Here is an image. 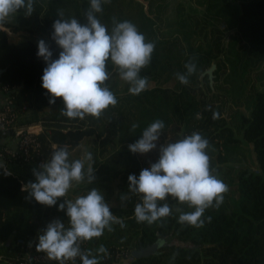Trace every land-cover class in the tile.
<instances>
[{"label": "trees", "instance_id": "trees-1", "mask_svg": "<svg viewBox=\"0 0 264 264\" xmlns=\"http://www.w3.org/2000/svg\"><path fill=\"white\" fill-rule=\"evenodd\" d=\"M61 1L59 5L71 12L67 20L76 18L81 24L87 23L90 0ZM135 5L129 8L131 16L125 12L127 15L117 18L121 15L107 12L113 6L114 13L113 1L102 0L103 11L96 14L98 18L102 14L101 23H133L146 42L155 45L151 62L141 70V76L156 84L149 87L148 82L139 95L126 89L112 106L120 114V139L135 143L157 119L165 124L161 136L169 137L168 142L199 132L209 141L211 170L224 171L232 180L231 190L238 196L218 208L214 203L205 210L203 227H194L178 222L181 212L190 211L174 206L172 199L168 217L152 224L137 222L134 209L142 203L141 195L130 191L122 206L110 208L125 226L114 223L110 234L104 231L99 238L81 242V250H91L99 264H116L125 259L127 264H264V0H185L173 6L170 0H149L147 12L140 3ZM22 12L23 9L17 13ZM56 20L49 8L43 26L53 59H58L62 51L52 40ZM157 22L172 27L170 35H159ZM112 27L111 24L108 30ZM37 53L38 44L33 39L11 41L8 30L0 26V69L4 70L0 89L5 85L16 89L15 108L22 118L29 110L35 115L48 110L52 123L37 136L41 155L35 163L15 161L0 146L6 161V166L0 164V264H59L48 258L38 259L41 252L36 251V244L38 234L56 218L68 226L66 209L60 211L58 204H40L22 191V186L35 182L34 170H40V162H47L54 150L64 146L69 150L96 132V127L63 126L78 118L61 114L62 98L49 104L50 94L42 87L41 79L47 65ZM188 63L196 65V72L185 85L176 74L186 73ZM214 65L211 76L209 70ZM115 68L109 61L108 72ZM258 80L262 87L257 85ZM4 95L0 91V100ZM214 113L218 114L215 119ZM133 124L138 125L135 131ZM52 143L58 146L54 148ZM243 143L251 145L256 169L244 164L231 166L230 161L243 153ZM150 161L158 160L149 158L144 163ZM15 163L24 166L22 176L9 169ZM159 239L162 241L157 253L139 257L133 254L135 248L139 250ZM101 245L107 249L106 254L97 251ZM65 264L82 261L77 257Z\"/></svg>", "mask_w": 264, "mask_h": 264}, {"label": "clouds", "instance_id": "clouds-1", "mask_svg": "<svg viewBox=\"0 0 264 264\" xmlns=\"http://www.w3.org/2000/svg\"><path fill=\"white\" fill-rule=\"evenodd\" d=\"M34 3L35 0H0V23L22 9L25 16H31ZM102 11V0H90L85 24L76 18L66 20L58 13L60 19L54 22L52 34V40L62 49L58 59H53V52L44 40L38 41L37 55L47 65L41 79L42 87L50 94L49 104L54 105L57 98H62L61 114L71 119L89 115L99 118L109 106L117 104L115 94L106 85L110 78L109 61L118 69L120 78L130 85V94L139 95L148 85V78L141 76V70L151 62L154 43L146 42L145 36L129 21L113 20L109 31L97 18L96 14ZM185 68L186 73L176 75L180 83L187 85L188 77L196 72V65L188 63ZM217 116L214 113L213 118ZM137 127L133 124L132 130ZM164 128L162 120L152 122L143 130L141 138L128 146L130 152L147 154L156 150ZM208 147L209 141L199 132L175 142L167 141L159 147L157 162L143 169L138 178L129 175V190L140 194L142 200L134 209L137 222L152 224L171 215L172 210L165 202L171 197L194 209L181 212L179 223L203 227L205 210L214 203L218 208L228 190L211 170ZM92 160L90 152L72 160L67 146L54 150L51 158L40 165V170H34L35 182L22 186V191L42 205L56 206L58 198L66 197L73 182L82 183L87 178L89 184L93 183V164L85 167V161ZM65 209L68 226L59 219L48 224L38 234L36 251L46 253L49 260L59 264L77 257L82 264H99L91 250H81V242L101 237L105 229L112 231L114 223L124 227L123 221L112 214L97 188L75 200L65 199L59 204V210ZM97 251L107 253L103 245Z\"/></svg>", "mask_w": 264, "mask_h": 264}, {"label": "rangeland", "instance_id": "rangeland-1", "mask_svg": "<svg viewBox=\"0 0 264 264\" xmlns=\"http://www.w3.org/2000/svg\"><path fill=\"white\" fill-rule=\"evenodd\" d=\"M112 1L116 9L113 13V6H110V8L112 9L107 12L112 15L114 14L113 16L121 15L117 18L127 15L125 12L129 14L127 16H131L132 13L129 8L136 6V3H140L146 12L149 11V0H135V2H133L132 0ZM170 1L172 2L173 6L176 2L185 0ZM60 3H62L61 0H35L34 11L31 16H25V12H22L21 14L16 12L5 21V24L0 23V26L8 30L11 41L33 39L37 44L40 40H44L48 44V41H46L48 36L43 26V18L46 12H48V9L51 8L56 19H60V16L58 14L59 12L63 14V18L66 20L67 15L71 13L70 10L63 7V4L59 5ZM101 17L102 14H99V18L97 16V18L102 21ZM102 24H104L107 28H110L111 24L113 26V23ZM6 25H8V27ZM155 29L159 35L163 33L166 34V36L170 35L169 33L172 31V27H166L163 24H158V22L155 25ZM148 82L149 87H152L156 84V82L154 81ZM257 82V85L262 87L261 82L259 80ZM106 85L115 94L116 98L125 94L127 91L126 89H129L130 87L127 82L123 81L120 78L117 68L110 72V78L108 81H106ZM227 107H230V105H228ZM106 110H104L99 118L89 115L85 116L84 119L78 118V120L73 123H65L63 125L66 128L71 127L72 129L77 128V126L89 128L96 127V132L94 134L84 137L77 146L72 147L68 150L70 159L72 160L81 159L84 154L88 152L92 154L93 160L91 162L85 161V167H87L88 163L93 164L95 180L91 184L88 183L87 178L82 183L77 184L73 182V186L68 191L64 200L63 198H58V205L60 203H64L65 199L75 200L78 196L86 195L92 188H97L99 191H101V194L104 195L105 202L110 206V208L113 206H122L124 199L130 193V184L128 180L129 175L139 176L140 172L143 169L150 168L151 164L154 162L150 161L148 164H145L144 162L149 158L158 160L159 147L169 140V137L163 138L161 136L156 150H153L152 152L147 154H133L132 152H130L128 147L130 145V141H128L126 138L120 139L119 112L113 111L112 106H109ZM113 114L115 117L114 120ZM44 118L48 121H46ZM48 118V110L40 112L36 115L32 110H29L20 122L25 123L30 122V120L37 121L39 119H42L41 123L45 127L46 125L49 126L52 124ZM241 147L244 150L243 153H241L240 156H235L232 161H230L231 166H240L244 164L256 169L255 154L252 150L251 145L249 143H243ZM133 158H136L138 160L137 163L133 161ZM8 167L15 174H17V176L23 175L24 166L15 163L9 165ZM237 170H235L233 174H236ZM25 171L27 170L25 169ZM212 172L217 176L218 179L222 180L227 185L228 190L223 194L222 203L225 204L230 200L236 199L238 195H236L231 190V178L224 174V171L218 173H216L215 171ZM170 199L172 198L169 197L165 202L169 204ZM171 203L174 206H181V208H185L188 211H191L192 209L188 206V204H182L175 199H172ZM113 215L116 216L115 213ZM111 226L113 231V224ZM112 231H108L107 229H105L106 234H110ZM135 238H137V236L134 237V240H136ZM135 247L136 244L133 243L132 248ZM135 250H137V248H135ZM116 264H127V260H121Z\"/></svg>", "mask_w": 264, "mask_h": 264}, {"label": "built area", "instance_id": "built-area-1", "mask_svg": "<svg viewBox=\"0 0 264 264\" xmlns=\"http://www.w3.org/2000/svg\"><path fill=\"white\" fill-rule=\"evenodd\" d=\"M1 92L5 93L0 100V146L16 161L35 163L41 155V144L37 136L45 132L42 121L31 124L20 125L19 121L22 114L15 108V92L16 89L8 85L2 87ZM26 108V106L24 107ZM56 148L57 144L52 143ZM5 157L0 150V164L6 166ZM44 159L40 163H44ZM7 169V167H5ZM38 259H47V254L41 252L37 256ZM18 264H28L21 261Z\"/></svg>", "mask_w": 264, "mask_h": 264}, {"label": "water", "instance_id": "water-1", "mask_svg": "<svg viewBox=\"0 0 264 264\" xmlns=\"http://www.w3.org/2000/svg\"><path fill=\"white\" fill-rule=\"evenodd\" d=\"M215 68V65L209 70V73L211 74L212 76V71L213 69ZM3 69H0V75L3 73ZM161 239L157 240L156 242H154L153 244H150L146 247H142L140 248L139 250H134L133 251V254L137 257L139 256H148V255H151V254H154V253H157L158 252V249L161 245Z\"/></svg>", "mask_w": 264, "mask_h": 264}, {"label": "crops", "instance_id": "crops-1", "mask_svg": "<svg viewBox=\"0 0 264 264\" xmlns=\"http://www.w3.org/2000/svg\"><path fill=\"white\" fill-rule=\"evenodd\" d=\"M0 258H1V256H0Z\"/></svg>", "mask_w": 264, "mask_h": 264}]
</instances>
